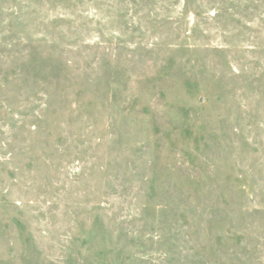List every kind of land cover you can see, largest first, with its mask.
<instances>
[{"label":"rangeland","instance_id":"obj_1","mask_svg":"<svg viewBox=\"0 0 264 264\" xmlns=\"http://www.w3.org/2000/svg\"><path fill=\"white\" fill-rule=\"evenodd\" d=\"M0 264H264V0H0Z\"/></svg>","mask_w":264,"mask_h":264}]
</instances>
